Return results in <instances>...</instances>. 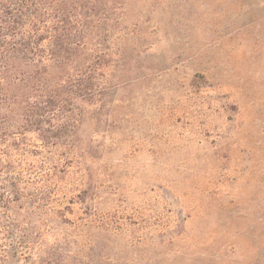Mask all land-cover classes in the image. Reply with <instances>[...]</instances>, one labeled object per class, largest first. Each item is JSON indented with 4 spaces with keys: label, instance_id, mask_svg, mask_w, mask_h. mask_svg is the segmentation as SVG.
Wrapping results in <instances>:
<instances>
[{
    "label": "rangeland",
    "instance_id": "rangeland-1",
    "mask_svg": "<svg viewBox=\"0 0 264 264\" xmlns=\"http://www.w3.org/2000/svg\"><path fill=\"white\" fill-rule=\"evenodd\" d=\"M80 5L101 69L74 157L24 180L49 201L13 209L0 264H264V0Z\"/></svg>",
    "mask_w": 264,
    "mask_h": 264
},
{
    "label": "trees",
    "instance_id": "trees-1",
    "mask_svg": "<svg viewBox=\"0 0 264 264\" xmlns=\"http://www.w3.org/2000/svg\"><path fill=\"white\" fill-rule=\"evenodd\" d=\"M80 0H0V229L14 208L40 210L21 192L64 173L74 155L79 103L92 95L89 12ZM22 202V203H21Z\"/></svg>",
    "mask_w": 264,
    "mask_h": 264
}]
</instances>
